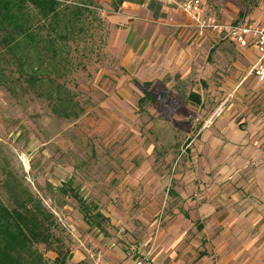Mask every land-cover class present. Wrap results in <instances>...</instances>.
Masks as SVG:
<instances>
[{"label": "rangeland", "instance_id": "374dc122", "mask_svg": "<svg viewBox=\"0 0 264 264\" xmlns=\"http://www.w3.org/2000/svg\"><path fill=\"white\" fill-rule=\"evenodd\" d=\"M188 1L157 0V18L149 1L57 0L48 13L30 4L22 59L0 53V202L45 212L55 242L34 245L44 264L57 250L66 264H264L252 184L264 156L221 163L215 139L233 122L252 142L263 135L264 80L253 81L254 100L245 79L258 52L244 47L256 51L246 69L243 46L213 27L262 31L264 0H201L198 17L212 26L203 33ZM147 81L155 101L140 106ZM62 186L97 205L105 231Z\"/></svg>", "mask_w": 264, "mask_h": 264}, {"label": "trees", "instance_id": "16d2710c", "mask_svg": "<svg viewBox=\"0 0 264 264\" xmlns=\"http://www.w3.org/2000/svg\"><path fill=\"white\" fill-rule=\"evenodd\" d=\"M125 1L140 4L149 1L148 6L154 11V16L156 18L161 16L162 5L157 0H111V6L118 9ZM30 4L42 13L55 12L57 0H0V53L8 51L22 59L21 53L24 50L22 39L32 34ZM32 39L34 40V37ZM150 85V81L144 83V96L139 100L140 106L155 101L149 90ZM189 99L196 103L201 102L200 94L197 92H191ZM61 191L67 194L72 192L84 219L90 225L105 231L103 222L109 221V218L98 209L95 203L88 202L72 187L62 186ZM45 220V212L38 204L34 207L24 205V210H21L10 209L0 202V264H44L42 254L34 248V245L42 243L52 248L55 242ZM57 254L55 264H66V257L58 250Z\"/></svg>", "mask_w": 264, "mask_h": 264}, {"label": "crops", "instance_id": "0c3cea01", "mask_svg": "<svg viewBox=\"0 0 264 264\" xmlns=\"http://www.w3.org/2000/svg\"><path fill=\"white\" fill-rule=\"evenodd\" d=\"M237 46H239V45H237ZM242 48H244V47H242ZM251 49L250 48H248V49L244 48L245 52L247 53V55L249 57V59H248L249 63H247V66L245 67L246 69H248L250 67V64L251 65L254 64V58L256 55V53H255L256 51H253V49L252 50ZM245 79H247V82L249 84V88L252 90V94H254L253 99L258 100L261 93H262L261 92L262 88L260 87L258 90H255L254 87L252 86L253 81L254 80L256 81L257 77L254 76L250 72ZM243 83H244V81L241 82V85ZM254 92H256V93H254ZM200 99H201V95H200ZM201 102H202V100H201ZM200 103H198V104H200ZM258 103L262 104V102H258ZM263 121H264V118H261L260 122H263ZM240 123H238L237 125L234 122L232 123L233 127L231 128L230 135L226 134L228 137V138H226V141L223 142L222 140H220L222 137H215L217 144L221 143V144H219V145H221L219 147H221V151H223V153H224V157L222 158L221 163L225 164L226 158H228L229 160L231 159V161H235V159H236V162L240 166H243V165H246V163L258 162L260 160V158L262 156H264L263 151L260 149V144L262 141H264V130L262 129L263 135L259 138V140L255 139L252 142V140H250L252 134H250L249 132H247V133L243 132L244 130L241 129L239 126ZM262 130H260V131H262ZM217 147H218V145H217ZM225 152L228 154L230 153V155L232 154L231 157L228 154L226 155ZM222 172L224 173V174H222V176L229 173L228 170H222ZM256 176H257V179H254L252 184L257 187L255 192L258 194L260 200H258V202H257L258 208H256V210L254 209V214L256 217H259V218L264 220V166L260 167L258 169V172H256ZM207 216H208L207 214L204 215V217H207ZM233 216H234V214L231 211L226 212V211L222 210V211L216 212V210H215L214 215L211 218H215V219L221 218L223 221V220L232 219ZM222 221H221V223H222ZM263 226H264V224H263ZM199 227H200V229H203L202 224H200ZM227 230L229 232V230H231V228L226 227L224 232H222V234L223 233L225 234L227 232ZM262 231H264V227H263ZM221 250H222L221 246L220 245L217 246V244H216L215 252H219ZM263 251H264V248H263ZM207 255H208L207 250L200 251V254H199L200 257H205ZM138 261H140V260H138ZM134 263L132 262L131 264H134ZM142 264H143V262H142Z\"/></svg>", "mask_w": 264, "mask_h": 264}, {"label": "built area", "instance_id": "2783aa9c", "mask_svg": "<svg viewBox=\"0 0 264 264\" xmlns=\"http://www.w3.org/2000/svg\"><path fill=\"white\" fill-rule=\"evenodd\" d=\"M201 5V0H189L188 3L185 4L184 11L190 15L189 17L193 21L195 20L197 22V25L202 28L201 33H203V29L212 26L205 24V22L203 23V20L201 21L200 17H198V14L200 13L199 8ZM213 27L215 29L218 28L220 32L224 29V31L227 32L229 39L240 46L249 47L252 46L251 44H253L258 52L256 70L260 76L264 78V30H256V28H253L252 24L246 23L228 26H219L213 24ZM253 32L255 33L254 35H252ZM135 264H142V262L137 261Z\"/></svg>", "mask_w": 264, "mask_h": 264}, {"label": "flooded vegetation", "instance_id": "af4514ba", "mask_svg": "<svg viewBox=\"0 0 264 264\" xmlns=\"http://www.w3.org/2000/svg\"><path fill=\"white\" fill-rule=\"evenodd\" d=\"M264 30V29H263ZM254 71V72H253ZM251 73H253V75L254 76H256V77H258V78H260L261 80H264V78L263 77H261L260 76V74L257 72V70H256V64H255V66L253 67V69H252V72ZM264 82V81H263Z\"/></svg>", "mask_w": 264, "mask_h": 264}]
</instances>
